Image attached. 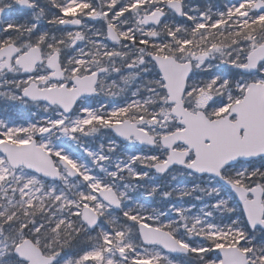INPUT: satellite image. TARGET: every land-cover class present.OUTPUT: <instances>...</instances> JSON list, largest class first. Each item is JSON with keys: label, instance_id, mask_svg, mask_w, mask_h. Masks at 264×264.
Instances as JSON below:
<instances>
[{"label": "snow or ice", "instance_id": "snow-or-ice-1", "mask_svg": "<svg viewBox=\"0 0 264 264\" xmlns=\"http://www.w3.org/2000/svg\"><path fill=\"white\" fill-rule=\"evenodd\" d=\"M0 264H264V0H0Z\"/></svg>", "mask_w": 264, "mask_h": 264}, {"label": "rangeland", "instance_id": "rangeland-1", "mask_svg": "<svg viewBox=\"0 0 264 264\" xmlns=\"http://www.w3.org/2000/svg\"><path fill=\"white\" fill-rule=\"evenodd\" d=\"M195 2H197V3H202V4H208V3H218L219 2V0H195ZM25 119H27L28 118V113H22L21 114Z\"/></svg>", "mask_w": 264, "mask_h": 264}]
</instances>
